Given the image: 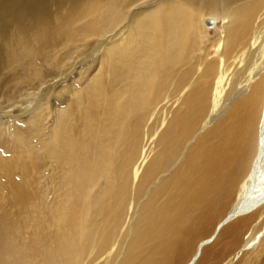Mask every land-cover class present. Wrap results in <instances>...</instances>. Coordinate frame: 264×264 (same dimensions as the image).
I'll list each match as a JSON object with an SVG mask.
<instances>
[{
	"label": "bare ground",
	"instance_id": "1",
	"mask_svg": "<svg viewBox=\"0 0 264 264\" xmlns=\"http://www.w3.org/2000/svg\"><path fill=\"white\" fill-rule=\"evenodd\" d=\"M40 1L0 0V264H264V0Z\"/></svg>",
	"mask_w": 264,
	"mask_h": 264
},
{
	"label": "rangeland",
	"instance_id": "2",
	"mask_svg": "<svg viewBox=\"0 0 264 264\" xmlns=\"http://www.w3.org/2000/svg\"><path fill=\"white\" fill-rule=\"evenodd\" d=\"M107 1L108 0H41L40 2H38L37 5L40 4L39 5L40 8H46V11L49 15L48 16L49 21L52 24H55V23H58L61 19H65L70 14L74 15L73 17L77 16L82 11L83 8H87L89 5L91 6L92 4H95V3H99L102 5L103 3L107 2ZM35 2H36V0H35ZM26 8H29V7H26ZM73 10H75V11H73ZM28 13L30 14V12H28ZM28 13L26 14V20L28 19V21L30 22L32 20L33 15L30 14L31 16L30 15L28 16ZM9 21H6L4 23L5 25L3 24L1 26V29L3 30V32L0 31V48H2V49H0V56L1 57L5 55L8 47L10 46L11 42L14 41V39L17 35V32L19 30L17 21H14V19L9 20ZM31 22H33V21H31ZM7 27H9V28H7ZM5 28L7 29V31ZM210 32H211L210 34L212 35L213 31L211 30ZM97 71H98V68H96V70L90 75V77H93V75H96ZM72 73L73 74L70 73V75L68 77H66V80L69 82V84L66 85V87H67V89H70V90L77 87L78 86L77 84H80L83 81L84 77L88 78V75H85L84 71L80 72V70H78V69L74 70ZM52 83L54 84L55 81H52V82L48 83L47 85H50ZM74 85H76V86H74ZM46 86L38 87V88H36V90L35 89L27 90L28 93H33L32 97H31L32 98L31 100H33V102H35L36 100H39V97L41 96V94H43L42 90H44V88ZM48 89L49 90H48V92H46V96L49 100H52V102L55 100L57 95L62 91V88L58 83H57V85L54 84L53 86H51ZM17 101H19V102L16 103L14 105V107H11L9 109L10 110L9 113L19 114L22 112V110L24 108L23 106H26V104H25L26 100L21 101V97H19L17 99ZM54 109H56L58 111L60 109V106L56 105V106H54ZM0 118H1V116H0ZM1 121H5V118H3Z\"/></svg>",
	"mask_w": 264,
	"mask_h": 264
}]
</instances>
